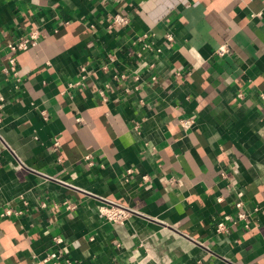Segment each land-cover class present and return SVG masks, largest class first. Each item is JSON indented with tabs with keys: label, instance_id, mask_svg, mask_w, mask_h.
Masks as SVG:
<instances>
[{
	"label": "crops",
	"instance_id": "0c3cea01",
	"mask_svg": "<svg viewBox=\"0 0 264 264\" xmlns=\"http://www.w3.org/2000/svg\"><path fill=\"white\" fill-rule=\"evenodd\" d=\"M37 262L264 264V0H0V264Z\"/></svg>",
	"mask_w": 264,
	"mask_h": 264
},
{
	"label": "built area",
	"instance_id": "2783aa9c",
	"mask_svg": "<svg viewBox=\"0 0 264 264\" xmlns=\"http://www.w3.org/2000/svg\"><path fill=\"white\" fill-rule=\"evenodd\" d=\"M112 24L114 26H127L130 24V18L122 16L121 14H115L112 17ZM40 32L37 30L31 31L29 34H26L22 37H20L17 41H14L8 45V52L10 53L9 56V66L4 67L3 71L6 74H13L15 76L18 75V62H17V56L20 55L22 52H25L29 50L31 47L35 46L38 42V39L40 37ZM171 37L169 36V39ZM229 48L228 46L221 47L217 54L219 56H223L224 54L228 53ZM179 76H181V73H178ZM45 119H48V116L45 111L41 112ZM195 124V121L191 118L183 119L181 120V126L183 130L188 131L191 129ZM59 143L56 142V146H58ZM144 179H147V177H144ZM236 208V215L235 217H229L228 219L234 220V221H243L245 222V227L248 229L250 227V214L247 212L243 207V202H238L235 206ZM258 210V209H256ZM100 216L113 223H124L127 220L130 219V217L133 215V212L125 207L119 206L117 204H114L112 202H108L105 205L100 206L99 209ZM13 214L12 210H6L2 216H10ZM229 226L225 221H220L217 224V232L218 233H224L228 232ZM54 245L58 249V254L65 255L68 252V246L65 242V240L62 237H55L54 238ZM49 255L45 259V262H48ZM35 264H41L40 262H37Z\"/></svg>",
	"mask_w": 264,
	"mask_h": 264
}]
</instances>
